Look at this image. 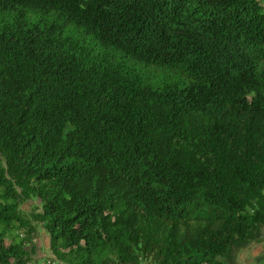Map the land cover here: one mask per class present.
Wrapping results in <instances>:
<instances>
[{"label":"trees","instance_id":"16d2710c","mask_svg":"<svg viewBox=\"0 0 264 264\" xmlns=\"http://www.w3.org/2000/svg\"><path fill=\"white\" fill-rule=\"evenodd\" d=\"M39 229L51 264L264 242V0H0V264Z\"/></svg>","mask_w":264,"mask_h":264},{"label":"rangeland","instance_id":"374dc122","mask_svg":"<svg viewBox=\"0 0 264 264\" xmlns=\"http://www.w3.org/2000/svg\"><path fill=\"white\" fill-rule=\"evenodd\" d=\"M40 205L38 200H32L28 201L23 205V209L26 212H30L35 207H38ZM35 245V253L33 254V260L34 264H43L50 261V248H49V236L48 234L43 231L42 229H39L38 235L34 240Z\"/></svg>","mask_w":264,"mask_h":264},{"label":"crops","instance_id":"0c3cea01","mask_svg":"<svg viewBox=\"0 0 264 264\" xmlns=\"http://www.w3.org/2000/svg\"><path fill=\"white\" fill-rule=\"evenodd\" d=\"M239 264H264V242L253 244L238 254Z\"/></svg>","mask_w":264,"mask_h":264},{"label":"built area","instance_id":"2783aa9c","mask_svg":"<svg viewBox=\"0 0 264 264\" xmlns=\"http://www.w3.org/2000/svg\"><path fill=\"white\" fill-rule=\"evenodd\" d=\"M29 264H34V263H29ZM43 264H51L50 261H48L47 263H43ZM53 264V263H52Z\"/></svg>","mask_w":264,"mask_h":264}]
</instances>
